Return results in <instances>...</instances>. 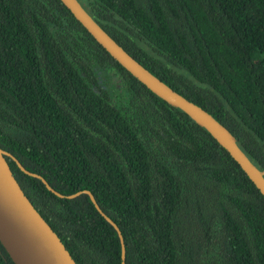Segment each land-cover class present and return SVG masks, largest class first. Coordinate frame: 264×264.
<instances>
[{
  "label": "trees",
  "instance_id": "obj_1",
  "mask_svg": "<svg viewBox=\"0 0 264 264\" xmlns=\"http://www.w3.org/2000/svg\"><path fill=\"white\" fill-rule=\"evenodd\" d=\"M79 2L264 168V0ZM0 147L61 193L89 189L124 264H264V196L60 0H0ZM5 158L76 264H120L85 192L58 196ZM0 264H15L1 243Z\"/></svg>",
  "mask_w": 264,
  "mask_h": 264
},
{
  "label": "water",
  "instance_id": "obj_2",
  "mask_svg": "<svg viewBox=\"0 0 264 264\" xmlns=\"http://www.w3.org/2000/svg\"><path fill=\"white\" fill-rule=\"evenodd\" d=\"M91 36L130 74L171 106L184 111L236 161L254 186L264 196V168L257 167L238 146L229 129L199 104L170 87L130 55L97 23L79 0H60ZM10 156L27 174L38 177L58 196L71 197L85 192L97 211L115 229L120 246V264H124V242L121 231L98 205L89 189L69 194L54 189L39 173L25 168L9 151L0 147V243L15 264H76L57 233L34 207L22 190L5 158Z\"/></svg>",
  "mask_w": 264,
  "mask_h": 264
}]
</instances>
